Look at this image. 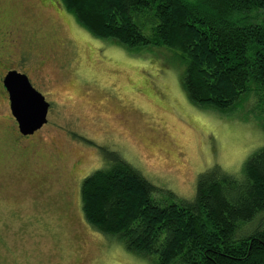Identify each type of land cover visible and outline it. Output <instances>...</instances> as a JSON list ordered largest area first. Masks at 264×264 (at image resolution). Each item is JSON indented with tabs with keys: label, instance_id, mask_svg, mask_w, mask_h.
Segmentation results:
<instances>
[{
	"label": "rangeland",
	"instance_id": "374dc122",
	"mask_svg": "<svg viewBox=\"0 0 264 264\" xmlns=\"http://www.w3.org/2000/svg\"><path fill=\"white\" fill-rule=\"evenodd\" d=\"M177 54L99 39L61 0H0V264H152L85 219L81 186L107 163L102 149L177 201L201 173L237 174L264 148L252 103L223 114L190 101ZM7 68L51 105L34 136L12 115Z\"/></svg>",
	"mask_w": 264,
	"mask_h": 264
},
{
	"label": "trees",
	"instance_id": "16d2710c",
	"mask_svg": "<svg viewBox=\"0 0 264 264\" xmlns=\"http://www.w3.org/2000/svg\"><path fill=\"white\" fill-rule=\"evenodd\" d=\"M93 36L175 52L190 101L223 114L252 103L264 121V0H61ZM261 120V121H262ZM264 129V123L261 124ZM91 144L90 141H87ZM81 186L85 219L152 264H264V148L241 172L201 173L179 199L117 152Z\"/></svg>",
	"mask_w": 264,
	"mask_h": 264
},
{
	"label": "water",
	"instance_id": "95a60500",
	"mask_svg": "<svg viewBox=\"0 0 264 264\" xmlns=\"http://www.w3.org/2000/svg\"><path fill=\"white\" fill-rule=\"evenodd\" d=\"M9 94L10 109L23 136L35 134L48 122L50 103L36 90L29 77L10 71L4 79Z\"/></svg>",
	"mask_w": 264,
	"mask_h": 264
},
{
	"label": "flooded vegetation",
	"instance_id": "af4514ba",
	"mask_svg": "<svg viewBox=\"0 0 264 264\" xmlns=\"http://www.w3.org/2000/svg\"><path fill=\"white\" fill-rule=\"evenodd\" d=\"M51 1H53L54 3H55V0H51ZM57 3V2H56ZM5 72L2 74V86H4V79H5V77H6V75L10 72V71H15L14 69H10V68H7L6 70H4ZM17 71V70H16ZM7 91V90H6ZM8 93V92H7ZM9 95V94H8ZM9 101H10V99H9ZM19 128V127H18ZM20 132V131H19ZM37 133V132H36ZM35 133V134H36ZM21 134V133H20ZM35 134H33V136L35 135ZM22 135V134H21ZM30 136H32V135H30ZM25 137H28V136H25Z\"/></svg>",
	"mask_w": 264,
	"mask_h": 264
}]
</instances>
